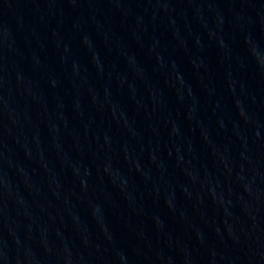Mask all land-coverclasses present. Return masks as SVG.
Wrapping results in <instances>:
<instances>
[{"label":"water","instance_id":"95a60500","mask_svg":"<svg viewBox=\"0 0 264 264\" xmlns=\"http://www.w3.org/2000/svg\"><path fill=\"white\" fill-rule=\"evenodd\" d=\"M0 264H264V0H0Z\"/></svg>","mask_w":264,"mask_h":264}]
</instances>
